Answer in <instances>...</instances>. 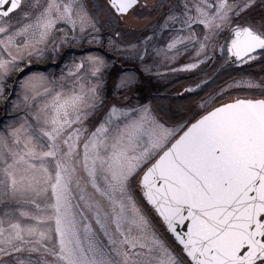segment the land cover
Listing matches in <instances>:
<instances>
[{
    "label": "snow or ice",
    "instance_id": "1",
    "mask_svg": "<svg viewBox=\"0 0 264 264\" xmlns=\"http://www.w3.org/2000/svg\"><path fill=\"white\" fill-rule=\"evenodd\" d=\"M253 65L264 0H0V264H264Z\"/></svg>",
    "mask_w": 264,
    "mask_h": 264
},
{
    "label": "rangeland",
    "instance_id": "2",
    "mask_svg": "<svg viewBox=\"0 0 264 264\" xmlns=\"http://www.w3.org/2000/svg\"><path fill=\"white\" fill-rule=\"evenodd\" d=\"M106 39V38H105ZM84 45H78V46H69V47H66L63 49V52L62 54L67 51V49H70V50H75L77 51V53H71V54H68L67 55V60L63 61L62 64H60L59 67H54V66H50V67H45V64L46 62H39V63H36L34 62L33 64H31L29 66L30 68V71H33V72H45V73H53L55 74L56 76H59L60 74V69L61 67L63 66V64L66 62V61H69L72 57H77L79 58L80 56L82 55H86L88 54L89 52L91 53H99V54H102L103 55V47L98 45V44H88L87 42L83 43ZM91 45H94V47H92ZM91 46V47H90ZM97 47V49H95ZM72 48V49H71ZM84 49V50H83ZM61 54V55H62ZM105 56H107L105 53H104ZM108 58V56H107ZM109 59V58H108ZM113 58H110L109 60H112ZM186 59V58H185ZM49 63H55L53 62L51 59L48 60ZM123 66H126V68L128 67H131L130 65H123ZM161 71H163V69H161ZM248 72H250V74L253 76L254 79H256L257 81H259V79L261 78L262 75H264V73L261 72V69L258 65H253L252 68L250 70H247ZM25 74H29L28 72H26ZM113 75H115V72L113 73ZM147 79L145 78L143 80V83L140 85V91L142 92V86L146 84V81ZM183 80V76H181L180 78V81H174V83L172 84H168L167 86L168 87H177L179 88L180 87V82ZM9 83H11V81H9ZM149 83V81H148ZM150 84V83H149ZM150 86L152 87V91H155L156 87H159L160 85H155V84H150ZM186 86V85H185ZM182 90V89H181ZM107 97L108 99H112V84H111V78L109 79V83H108V89H107ZM15 98V96H13V99ZM0 106H2V104H0ZM10 119V117H8L4 110H3V107H0V124L8 121Z\"/></svg>",
    "mask_w": 264,
    "mask_h": 264
},
{
    "label": "trees",
    "instance_id": "3",
    "mask_svg": "<svg viewBox=\"0 0 264 264\" xmlns=\"http://www.w3.org/2000/svg\"><path fill=\"white\" fill-rule=\"evenodd\" d=\"M82 45H84V44H82ZM92 46V45H91ZM90 46V47H91ZM94 47V46H93ZM97 49V48H96ZM84 50V49H83ZM71 53H77V51H73V50H70V49H67V51H65L63 54H62V58L61 59H59V60H57L55 63H49L48 61L46 62V64H45V67H50V66H56V67H59L60 66V64H62L63 63V61H65V60H67L68 58H67V55L68 54H71ZM108 56V58L110 59V58H113V59H115V57L113 56V54H111V53H109V55H107ZM121 67H123V68H126V66H123V65H121L120 63H119V61L117 62V65H116V68L117 69H119V68H121ZM114 73V72H113ZM147 82H146V84L145 85H143L142 86V93L146 96L148 93H147V89H151L152 90V87L150 86V84L148 83V80H146ZM0 107H3V105L2 106H0Z\"/></svg>",
    "mask_w": 264,
    "mask_h": 264
},
{
    "label": "flooded vegetation",
    "instance_id": "4",
    "mask_svg": "<svg viewBox=\"0 0 264 264\" xmlns=\"http://www.w3.org/2000/svg\"><path fill=\"white\" fill-rule=\"evenodd\" d=\"M93 46H94V45H92V47H93ZM71 47H72V46H71ZM96 48H97V47H96ZM96 48H95V49H96ZM71 49H72V48H71ZM103 49H104L103 52H104L106 55H109V52H107L106 49H105L104 47H103ZM104 53H103V55H104ZM111 54H112V53H111Z\"/></svg>",
    "mask_w": 264,
    "mask_h": 264
}]
</instances>
